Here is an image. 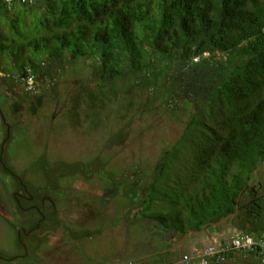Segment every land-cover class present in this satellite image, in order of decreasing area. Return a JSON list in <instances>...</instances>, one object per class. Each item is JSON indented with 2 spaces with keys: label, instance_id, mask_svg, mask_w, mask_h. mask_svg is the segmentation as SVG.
Listing matches in <instances>:
<instances>
[{
  "label": "trees",
  "instance_id": "trees-1",
  "mask_svg": "<svg viewBox=\"0 0 264 264\" xmlns=\"http://www.w3.org/2000/svg\"><path fill=\"white\" fill-rule=\"evenodd\" d=\"M1 16L13 34L12 60L27 50L15 70L30 69L41 85L46 61L82 59L99 75L101 93L123 80L124 93L143 88L151 100L192 110L176 146L189 142L195 149L194 166L187 163L185 172L199 179L188 196L196 203L182 205L188 228L167 230L170 236L158 243L167 257L158 264L170 262V240L175 244L205 225L209 230L236 211L226 221L240 233L264 238L263 184L251 183L264 162V0H14L10 9L0 0ZM21 24L33 31L26 35ZM34 99L41 104V96ZM175 149L164 151L149 183H133L128 203L139 205L138 214L164 201L161 182L179 158ZM229 264L260 263L235 256Z\"/></svg>",
  "mask_w": 264,
  "mask_h": 264
},
{
  "label": "rangeland",
  "instance_id": "rangeland-1",
  "mask_svg": "<svg viewBox=\"0 0 264 264\" xmlns=\"http://www.w3.org/2000/svg\"><path fill=\"white\" fill-rule=\"evenodd\" d=\"M28 21L29 17L26 24ZM21 27L26 35L33 31V26ZM12 35L9 22L1 16L0 75L16 72L14 67L27 60V50L16 62L12 60ZM42 60L45 62L44 57ZM44 67L47 79L34 95L42 97L40 105L32 95L11 90L0 76V264H21L12 259L25 243L33 256L31 243L20 231L30 213L22 211L28 205L25 198L38 191L61 208L59 214L69 227V239L57 243L48 236L43 241L56 245L46 255L47 263L158 264L157 260L167 258L158 252V243L170 236L167 230L181 225L188 228L182 205L186 200L190 207L196 203L188 196L195 192L199 179L190 180L185 172L187 163L194 166L195 149L189 142L176 146L192 110L186 105L175 110L173 102L165 104L161 98L151 100L143 88L124 93L123 80L101 93L99 75L82 59L46 61ZM173 147L179 158L161 182L164 201L158 200L146 214H138L139 205L128 203L133 183L143 179L149 183L159 158ZM254 178L251 183L261 181L264 192V174H254ZM173 196L176 199L171 204L167 198ZM239 233L232 221H224L190 235L171 251L168 261L195 247L218 246ZM71 238L74 241H68ZM173 241L169 242L171 248L178 242ZM34 260L27 258L29 264Z\"/></svg>",
  "mask_w": 264,
  "mask_h": 264
},
{
  "label": "built area",
  "instance_id": "built-area-1",
  "mask_svg": "<svg viewBox=\"0 0 264 264\" xmlns=\"http://www.w3.org/2000/svg\"><path fill=\"white\" fill-rule=\"evenodd\" d=\"M10 9L14 0H2ZM34 0H19V4L31 5ZM197 59L194 60L196 62ZM9 83L12 90H20L29 95H38L41 85L29 69L22 72H7L0 75ZM235 256H241L244 260L253 257L260 264H264V238H254L252 235L239 233L229 241L221 242L218 246L195 247L189 254L181 255L177 260L166 264H229ZM126 264H135L129 262Z\"/></svg>",
  "mask_w": 264,
  "mask_h": 264
},
{
  "label": "flooded vegetation",
  "instance_id": "flooded-vegetation-1",
  "mask_svg": "<svg viewBox=\"0 0 264 264\" xmlns=\"http://www.w3.org/2000/svg\"><path fill=\"white\" fill-rule=\"evenodd\" d=\"M18 198L19 197H17V199ZM25 199L28 202V205L27 207L22 208V211H30V213H26L28 215L22 222L24 226L22 227L20 233L25 235L28 244L31 243L30 249L33 250L32 255L35 257L34 264H49L47 263L46 255L50 254L56 245L45 244L43 241L50 236L52 239H55L54 242L59 243L69 237V227L62 219L61 208L59 207V209H57L54 206L52 199L47 194H43L41 191H38L35 196H30ZM16 202H18V200H16ZM54 212H56L54 217L56 220L52 219V214H54ZM68 241L72 242L74 239L71 238ZM28 247L29 246H27L26 243L24 245H20L22 252L15 255L12 260L19 259L22 262L21 264H29V262H27V258L34 257L30 256ZM64 264H68V262Z\"/></svg>",
  "mask_w": 264,
  "mask_h": 264
},
{
  "label": "water",
  "instance_id": "water-1",
  "mask_svg": "<svg viewBox=\"0 0 264 264\" xmlns=\"http://www.w3.org/2000/svg\"><path fill=\"white\" fill-rule=\"evenodd\" d=\"M263 166H264V162H263ZM261 168L260 167H257V169L255 170V172H254V174L255 175H257V172H258V170H260ZM263 171H264V168H263ZM239 202V198H238V200H237V203ZM238 213V211H236L235 212V214H233V215H231V216H229V217H226V218H224V219H222V220H220L219 222H217V223H212V224H210V226H212V227H216V226H218L220 223H222V222H224V221H226L228 218H230V217H233V216H235L236 214ZM206 228H207V225H205L200 231H198V232H194V231H190L189 233H187L180 241H178L171 249H170V251H173V250H175L178 246H180L190 235H193V234H201V233H203L204 231H206Z\"/></svg>",
  "mask_w": 264,
  "mask_h": 264
}]
</instances>
